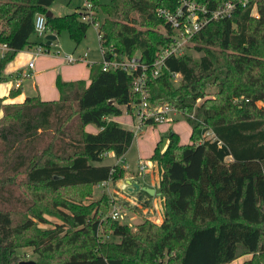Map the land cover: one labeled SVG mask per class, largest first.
I'll use <instances>...</instances> for the list:
<instances>
[{"label": "trees", "instance_id": "obj_1", "mask_svg": "<svg viewBox=\"0 0 264 264\" xmlns=\"http://www.w3.org/2000/svg\"><path fill=\"white\" fill-rule=\"evenodd\" d=\"M195 1L213 8L223 0ZM86 2L60 16L48 15L54 0H0V42L10 47L0 57V83L12 77L5 68L19 52L39 45L50 51L32 40L39 13L47 29L68 31L76 44L98 25L105 60L140 54L152 63L172 40L174 30L158 10L176 0ZM189 41L202 52L199 59L186 52L167 57L161 75L149 81V101L173 104L191 127L189 142L171 131L167 150L156 147L151 156L163 167L160 224L144 218L132 228L112 218L107 194L82 203L94 187L125 176L103 160L109 152L122 157L135 139L111 119L124 107L133 113L141 99L132 75L93 63L90 81L58 77V99L0 98L3 264H20L15 254L22 246L35 248V264H227L242 255H249L242 264H264V0L238 5L232 17L209 22ZM173 73L180 74L177 85ZM212 86L215 97L197 104ZM92 124L98 131L87 130ZM207 130L215 139L205 137ZM18 179L22 190L13 186ZM45 205L62 222L41 231Z\"/></svg>", "mask_w": 264, "mask_h": 264}, {"label": "crops", "instance_id": "obj_2", "mask_svg": "<svg viewBox=\"0 0 264 264\" xmlns=\"http://www.w3.org/2000/svg\"><path fill=\"white\" fill-rule=\"evenodd\" d=\"M43 43L46 44L45 42ZM30 49H33V47ZM24 52L27 53L25 50L20 53L24 54ZM52 54L54 53L51 49L50 53L37 55V61L40 62L39 67H37V64L32 68L29 67V64L19 59L18 56L9 62L5 68V74L12 77L0 83V98L6 97L8 102H23L28 96L35 95H39L43 100L58 99L60 96L56 84L58 77L65 81L77 80L80 77V70L78 65H57L55 57L51 56ZM28 57L33 59L34 55L30 53ZM63 60L67 64H74L69 63L66 59ZM47 67H50L49 72L45 70ZM47 74L48 76L45 77ZM26 80H29L30 84L24 88L23 83ZM17 82L21 83V92L16 97H9L10 91L16 88L15 84ZM125 113L130 117L129 122L123 120V114L111 117V119L117 121L125 128L132 129L134 117L127 112ZM126 123L129 124L125 125ZM89 131L96 132L98 128L94 127L93 130ZM171 131L178 134L180 142L187 143L188 139L187 141L183 140L182 135L175 129V123L147 126L135 136L131 147L125 155L119 157V160L124 159L126 162L125 165L118 164L125 169V176L107 181L105 185L99 184L97 186L102 189L101 196L107 194L110 197L113 206L121 205L119 220L124 218L125 221L121 222L128 224L132 228L144 218L151 219L158 224L165 219V203L161 191L163 167L158 160L152 159L151 156L156 147H159L162 152L167 150L170 143L168 135ZM132 149H136L134 155L137 156L129 160L126 155ZM141 162L147 163L145 171L140 169ZM248 258L249 255L244 257L243 260ZM238 260L242 259L238 258L227 264H237Z\"/></svg>", "mask_w": 264, "mask_h": 264}, {"label": "built area", "instance_id": "obj_3", "mask_svg": "<svg viewBox=\"0 0 264 264\" xmlns=\"http://www.w3.org/2000/svg\"><path fill=\"white\" fill-rule=\"evenodd\" d=\"M177 4L170 8H161L158 10V15L163 16L168 23H170L174 32L170 34L172 40L169 45L163 47L158 54V57L152 62L147 63L142 59L140 54H136L132 57H126L121 59H111L103 61L104 70L109 68H121L130 75L133 76L132 86L133 90L140 95V101L137 104H133L135 110L133 113L128 112L135 118V123L132 127L135 135L142 132L147 126H155L166 122H172L174 116L178 111L177 108L170 104L167 106L164 104L154 105L149 101V81L152 78H156L161 75L164 61L167 57L180 56L185 53V47L190 42V38L205 27L209 22L228 19L233 16L234 10L238 5H246L248 0H223L215 7L210 8L208 5L195 0H176ZM256 6L252 9V14ZM88 11L91 12L90 5H88ZM257 13H255V16ZM91 15H85L84 21H90ZM35 29L38 35L47 30L46 16L43 13H39L35 20ZM100 38V36H99ZM37 49L35 55H40L47 52L43 46L39 45L35 47ZM10 49L7 43L0 42V57H3L5 53ZM86 57L81 56L79 59L74 58L72 55H67L66 60L69 63H76L83 61ZM34 63L30 62L29 67H33ZM173 77H180V74L173 73ZM16 88L21 86L20 82L15 84ZM205 137L208 139H215L214 133L211 130L205 132ZM147 167L146 162L140 163V169L145 171ZM107 181L101 183L105 184ZM121 205L114 206L111 211V216L114 219L120 217Z\"/></svg>", "mask_w": 264, "mask_h": 264}, {"label": "rangeland", "instance_id": "obj_4", "mask_svg": "<svg viewBox=\"0 0 264 264\" xmlns=\"http://www.w3.org/2000/svg\"><path fill=\"white\" fill-rule=\"evenodd\" d=\"M105 1H107V0H105ZM86 6H87L86 0H54V3L52 5V7L50 8V12L54 15L62 16V15L70 14V13L76 11L77 9L83 8ZM255 13H256V10L254 11V15H255ZM1 29H2V24H0V30ZM160 29H162V31H164L161 26H160ZM98 31H99V26L91 24V26L89 27V29L86 33V36L83 38V40H81V42H79V44H76V42L71 38L69 32L66 30H63L59 35L58 34L56 35L49 28L40 35L35 34L32 38L35 41H38V42L42 41V42H45L46 44L50 45L52 52L54 53L51 56L55 57V62L57 65H65V66L78 65V69L80 70V77L77 80L89 81L90 70H91V67L89 66V64L100 63V62L104 61V55L102 52ZM188 45H190V44L188 43L186 45L185 52L190 54V56L194 60H198L199 57L202 55V52L195 51L193 48H189ZM24 50L27 51V53L24 52V54H21L19 52L16 55V57L18 56L19 59L24 60L28 64L30 62H33L34 65L37 64V67H39L40 62L37 61L38 56L35 55L37 49L35 47H33V49L26 48ZM30 53L34 55L33 59H30L28 57V54H30ZM43 53H45V52H43ZM67 55H72L76 59H79L81 56H84V57H86V59L84 58L83 61L76 62L78 64H76V63L67 64L63 60V59H66ZM49 69H50V67H47L45 70H47V72H49ZM47 76H48V74L45 77H47ZM174 81L177 85L178 81H179V77H176V78L174 77ZM28 84H30V81L26 80L23 83L24 88H26ZM206 91H207L208 95H206L204 98L198 99L197 104L201 103L205 98H208V97L214 98L215 97V91H216L215 86L209 87ZM239 101H240L239 98H233V100H232L233 103H238ZM165 105L171 106L170 103H165ZM258 105H259V103H258ZM125 112H127V111H126V108L124 107V113H123L122 117H123V120H127L125 122H129L130 117ZM133 119H134V123H135V118H133ZM170 123H175V129L177 130V132H179V134L182 135L183 140L187 141V139H188V141H189V137H190V133H191V127L189 126V124L187 123V121L185 120V118L181 112H179V111L176 112V115L174 116V120L172 122H166V123H162V124H170ZM127 124H129V123H126L125 125H127ZM94 127H96V126L92 124L88 127L87 130H93ZM134 151H136V149L130 150V152L126 155V158L131 160L132 158L136 157L137 155L136 156L134 155ZM103 163L109 164V165H117V164L125 165L126 162L124 161V159L119 160V157H117L114 152H109L105 156ZM17 181L18 182L14 183L13 186L19 190H22L21 183L19 182V181H21V179H18ZM103 185H105V184H103ZM101 192H102L101 188H98L97 186L94 187L93 188V194L91 196H89L88 198H84V200H82V203L89 204V203L94 202L95 200L100 198L99 196H101ZM74 198H77V197H74ZM49 207H50L49 205H48V207H47V205L44 206L43 217H44L45 222L39 221L37 224L39 230H41V231L48 230L51 228H55L58 223L62 222L61 219L56 215L57 211H49ZM113 207L114 206L111 205L109 213H111ZM120 221L124 222L125 219L121 218ZM135 227H136V225L134 226V228ZM111 240L119 241L120 238L119 237H111ZM15 255H16L17 259H19L20 262L21 261H28V260L38 261V258H39L38 253H36L35 248L32 246L20 247L17 250ZM246 256H248V255L240 256L239 258L242 260H238L237 264H242L244 261L243 258ZM5 262H6L5 260L0 258V264H3Z\"/></svg>", "mask_w": 264, "mask_h": 264}, {"label": "water", "instance_id": "obj_5", "mask_svg": "<svg viewBox=\"0 0 264 264\" xmlns=\"http://www.w3.org/2000/svg\"><path fill=\"white\" fill-rule=\"evenodd\" d=\"M52 13L49 12L48 15H51ZM20 264H35V261H31V260H28V261H21Z\"/></svg>", "mask_w": 264, "mask_h": 264}]
</instances>
